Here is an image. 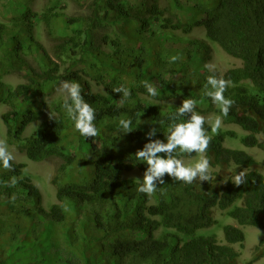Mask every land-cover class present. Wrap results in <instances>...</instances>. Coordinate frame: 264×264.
Here are the masks:
<instances>
[{
  "label": "trees",
  "instance_id": "trees-1",
  "mask_svg": "<svg viewBox=\"0 0 264 264\" xmlns=\"http://www.w3.org/2000/svg\"><path fill=\"white\" fill-rule=\"evenodd\" d=\"M34 1L19 0L17 15L0 23V46L14 49L0 67V103L10 108L2 116L8 143L25 144L32 162L57 161L51 180L57 203L45 207L24 164L10 161L11 171L0 164V264H239L243 228L264 229V174L247 151L264 153V0H75L85 10L75 16L51 0L37 13ZM38 24L53 56L37 39ZM198 29L205 38L188 39ZM126 40L137 54H129ZM210 42L242 65L224 75L211 71ZM16 72L26 83L7 88L2 78ZM209 76L230 82L224 96L234 104L226 117L210 97L192 91L200 80L211 91ZM144 81L156 88V97ZM63 82L81 85V96L95 110L98 135L81 136L59 99L55 116L24 143L27 128L47 113L50 85ZM120 87L131 93L123 103V91H113ZM185 99L197 101L195 111L204 118L215 111L243 133L221 128L213 134L205 118L212 179L189 185L165 174L154 193H141L143 182L125 174L147 171L136 152L156 140L167 143L170 117ZM121 119H131L132 132L121 131ZM227 139L239 146L227 145ZM173 155L184 162L200 158L178 150ZM240 172L246 183L236 186ZM13 176L18 182L8 186ZM215 209L237 223L223 227L221 243L215 236H197L216 224Z\"/></svg>",
  "mask_w": 264,
  "mask_h": 264
},
{
  "label": "clouds",
  "instance_id": "clouds-1",
  "mask_svg": "<svg viewBox=\"0 0 264 264\" xmlns=\"http://www.w3.org/2000/svg\"><path fill=\"white\" fill-rule=\"evenodd\" d=\"M171 59L175 61L178 57H172ZM229 83V81L223 78L217 79L214 76H209L207 78V85H211L212 90L205 93L219 107L222 116L225 117L229 114L234 104L233 100L224 96ZM144 87L150 96L156 97L158 95L156 88L148 81H144ZM59 91L64 95L63 108L66 110L67 116L74 122L75 129L85 139L95 138L98 135L94 123L96 119L95 110L81 96V85L76 82H63ZM113 91H123L121 103L131 95L129 89L125 87L116 88ZM196 105L197 101L185 99L183 100L182 106L170 117L173 123L168 129L169 135L167 136V143L156 140L146 144L142 151L136 152V159L143 161L148 166L147 171L144 173L143 183L138 189L139 192L149 195L154 193L156 191V182L159 181L160 184H163L164 180L162 178L165 174L171 176L174 180L182 181L189 185L197 179L200 181H209L212 179L210 161L205 155L212 137L205 130V118L195 111ZM188 113H191L190 119L184 123H175L177 119ZM131 124V119H121L119 121V127L123 133L132 132ZM221 125L222 118L217 117L211 125L212 133L218 134ZM155 131V129H152L149 132V137L155 135ZM177 150L181 154L187 153L191 155L192 153H196L200 156V159L194 165L186 166L182 159L178 158L177 155H173ZM159 153L166 154V158L158 155ZM14 159L15 157L8 150L6 141L0 139V164H2L5 170L11 171L13 168L10 161ZM17 182V178L13 176L8 186H15ZM244 183H246L245 173L240 172L234 177V184L240 186ZM259 246L263 247L264 241H261ZM255 257H258L257 261H259L264 257V252L255 255Z\"/></svg>",
  "mask_w": 264,
  "mask_h": 264
},
{
  "label": "rangeland",
  "instance_id": "rangeland-1",
  "mask_svg": "<svg viewBox=\"0 0 264 264\" xmlns=\"http://www.w3.org/2000/svg\"><path fill=\"white\" fill-rule=\"evenodd\" d=\"M131 1L136 3L137 1H140V0H131ZM51 3L53 5L63 6V11L68 16L79 15L80 13L85 11L84 9L79 8L75 0H51ZM47 4H48V0H35L31 4V8L33 11L37 13H42ZM18 7H19V0H5L3 2V7L0 8V23L8 24V20L12 16L17 15ZM56 26L60 27L59 24H57ZM36 36L39 42L44 45V47L46 48V51L50 55H52V47L50 45V42L47 39L45 28L42 24L37 25ZM180 36L182 37V34H180ZM204 38H205V33L203 29H198L194 31L193 34L188 36V39H204ZM8 39L9 38L5 39V43L8 41ZM126 44L128 48L130 49L129 54L131 55L137 54L136 52L132 51L133 43L130 40H126ZM210 44L212 45L213 50L211 53V60L208 62L207 67H209L211 71H214L219 75H224L228 70L242 65V63L239 60L227 55L218 45L212 42H210ZM13 55H14V49L12 48V45H10V47L7 46V48L0 46V67H6L10 59L13 58ZM27 59L30 62V64H32L34 67H37V64L32 56L27 55ZM2 81L7 88H16L19 84L26 83L24 74L19 73V72L4 76L2 78ZM193 85H195L192 88L193 93L199 98L204 97L206 91L204 90L202 86L201 80L196 82ZM61 86L62 85L58 87L55 86L53 88V85H50V89L48 90L50 94L46 96L47 109H48L47 113L42 120L34 122L27 128L26 132L22 136L24 143H27L28 141H30L31 138L33 137V134L36 131H39L42 129L45 119L53 118L55 116V112H54L55 103L59 99H64V95L61 94L59 91ZM95 91L103 92L104 90L101 87H96ZM173 103L178 104L181 102L180 100H174ZM214 106L215 108H219L216 104H214ZM9 110L10 108L8 106H5L0 103V139H3L6 141L8 145V150L15 157L13 161L16 162L17 164L21 163L25 165V168H24L25 174L30 176L32 181L39 187L43 195L45 207L49 209L52 204L57 203L56 189L51 183V180L53 179V176L55 174L57 161L51 160V161H45L41 163L32 162L28 160L26 157L25 144L17 143L18 141L14 142L13 145H10L8 143L7 126L4 124L2 120V116ZM216 114L217 113L215 111H211L205 115V118L210 125L214 123L217 117H221L220 115H216ZM221 128L227 131H235L236 133H240V134L243 133L239 128L232 126L230 124H225L223 119H222ZM226 142H227L226 143L227 145L232 144L235 147L239 146V144H237V142L234 140L227 139ZM247 151L249 154L254 156L255 160L259 163L258 168L264 174V153L258 148L247 149ZM199 159L185 161L184 163L186 166L194 165ZM260 163L262 164V167ZM213 170L210 167V171L213 172ZM232 173H233L232 171L230 172L227 171V174L229 175H232ZM125 178L136 179L138 181L143 182L144 174H142L141 172L135 171L131 173H126ZM213 215H214L216 224L210 228H205L199 231L197 233V236H204V237L215 236L220 243L224 242L225 236H224L223 227L226 225L237 226V223L231 218H228L227 216H225V212L220 211L218 209L214 210ZM243 230L246 235V241L244 244L245 245L244 249L242 250V256L240 258L239 264H246L250 262L254 258L255 255H259L262 252H264V246L263 247L259 246L260 242L264 241V229L246 227V228H243ZM159 233H161V231ZM236 247L240 249L239 246H236ZM254 264H264V257L261 258L259 261L255 262Z\"/></svg>",
  "mask_w": 264,
  "mask_h": 264
}]
</instances>
